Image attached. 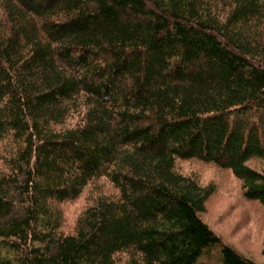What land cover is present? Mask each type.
Returning <instances> with one entry per match:
<instances>
[{
    "label": "trees",
    "instance_id": "obj_1",
    "mask_svg": "<svg viewBox=\"0 0 264 264\" xmlns=\"http://www.w3.org/2000/svg\"><path fill=\"white\" fill-rule=\"evenodd\" d=\"M178 161L264 208V0H0V264H260Z\"/></svg>",
    "mask_w": 264,
    "mask_h": 264
},
{
    "label": "rangeland",
    "instance_id": "obj_2",
    "mask_svg": "<svg viewBox=\"0 0 264 264\" xmlns=\"http://www.w3.org/2000/svg\"><path fill=\"white\" fill-rule=\"evenodd\" d=\"M251 164L257 168L262 166L260 161H252ZM177 168L203 185H215L216 191L207 201L206 212L202 214L204 221L244 256L264 264V208L258 202L244 198L241 183L228 170L198 161H178ZM114 191L110 183L101 179L86 187L81 197L65 203L62 206L63 230L70 232L74 229L81 213L99 193Z\"/></svg>",
    "mask_w": 264,
    "mask_h": 264
}]
</instances>
